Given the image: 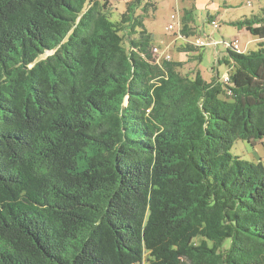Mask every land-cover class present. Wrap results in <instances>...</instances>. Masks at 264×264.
I'll use <instances>...</instances> for the list:
<instances>
[{"label": "trees", "instance_id": "16d2710c", "mask_svg": "<svg viewBox=\"0 0 264 264\" xmlns=\"http://www.w3.org/2000/svg\"><path fill=\"white\" fill-rule=\"evenodd\" d=\"M106 2L0 0V264H264V8L224 83Z\"/></svg>", "mask_w": 264, "mask_h": 264}, {"label": "rangeland", "instance_id": "374dc122", "mask_svg": "<svg viewBox=\"0 0 264 264\" xmlns=\"http://www.w3.org/2000/svg\"><path fill=\"white\" fill-rule=\"evenodd\" d=\"M106 1L109 19L114 22L119 20L120 15L126 11L127 4L133 0ZM146 3L153 4L154 8L147 7L143 12L140 11V6L136 9V15L142 16L144 27L154 36V46H161V41H165L168 49L163 51L164 54H169L171 61L185 62L181 69L183 75L193 77L195 72L199 71L205 82H211L217 77L222 79L228 72L224 63L228 54L223 43L237 39L240 43V53L257 50L259 41L245 29H238L232 23L259 16L264 8V0H142V7ZM173 15H178L179 19L175 20H180L181 29L182 18L189 17L190 26L197 32L195 36L183 40L179 39L178 33L166 31L169 23L175 24ZM211 21H215L218 28L214 29ZM197 37L203 38L208 43L207 46L194 52L180 51L183 45H193ZM213 41L218 45L211 44ZM123 45H126V41ZM48 55L50 53L44 54L43 58ZM197 55L201 56L200 60L194 58ZM229 152L245 161L264 163V141L251 146L245 141L236 140Z\"/></svg>", "mask_w": 264, "mask_h": 264}, {"label": "built area", "instance_id": "2783aa9c", "mask_svg": "<svg viewBox=\"0 0 264 264\" xmlns=\"http://www.w3.org/2000/svg\"><path fill=\"white\" fill-rule=\"evenodd\" d=\"M177 18L179 19L178 15L172 16V19L175 21V24L172 22L169 23L166 26V31H171L172 34L178 33L179 39L182 38L183 40H185L181 34L180 20H175ZM210 24L214 29L218 28L217 23L215 21H211ZM165 43H166L165 41H161V43H160L161 46H154L152 49V52L157 59V62H160L161 60L169 61L171 59L169 54H164V52H163V51H166L168 49V45H166ZM207 44L208 43L201 37L195 38V40L193 42L194 46H197L200 48L206 47ZM211 44L218 45V43H216L215 41L211 42ZM223 44H224L226 50L230 49L231 51H233L235 53H240V43L237 39L232 40L230 43H223ZM222 82H224V83L229 82V76L227 74L222 78ZM134 264H136V263H134Z\"/></svg>", "mask_w": 264, "mask_h": 264}, {"label": "crops", "instance_id": "0c3cea01", "mask_svg": "<svg viewBox=\"0 0 264 264\" xmlns=\"http://www.w3.org/2000/svg\"><path fill=\"white\" fill-rule=\"evenodd\" d=\"M262 162V161H261ZM263 163V162H262ZM264 164V163H263Z\"/></svg>", "mask_w": 264, "mask_h": 264}]
</instances>
